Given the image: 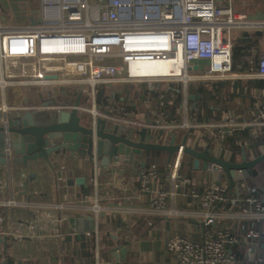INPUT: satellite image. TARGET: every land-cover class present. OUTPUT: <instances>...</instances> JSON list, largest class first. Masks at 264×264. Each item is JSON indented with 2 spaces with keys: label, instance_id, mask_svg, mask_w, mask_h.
<instances>
[{
  "label": "crops",
  "instance_id": "1",
  "mask_svg": "<svg viewBox=\"0 0 264 264\" xmlns=\"http://www.w3.org/2000/svg\"><path fill=\"white\" fill-rule=\"evenodd\" d=\"M216 3L231 7L235 23L227 27L234 36L230 41L233 48H243L242 60H252L249 68L225 78L206 79L196 73L187 85L180 79L159 80L154 86L147 81L121 84L110 89L111 98L118 94L119 100L132 106L135 112L121 115L114 108L98 109L101 116L137 122L138 129L145 127L150 133L163 130L166 143L173 134L179 135V142L182 125L187 121L190 146L199 150L209 147L213 155L231 161L241 159L242 149L248 159L264 153V76L256 70L264 52V0H216ZM109 82L104 83L106 87ZM178 85L179 108L176 112H169L167 107L162 109L166 89L168 92L169 86ZM203 86L206 91L199 94ZM74 88L60 87L56 98L69 102ZM189 94L199 98L188 100ZM195 101L207 105L208 113L202 116L221 120H195L191 116L199 103ZM16 113L19 112L9 116ZM82 116L84 122L91 119L90 113ZM226 123L231 126H222ZM243 132L252 139H243ZM174 160L175 156L168 160L166 152L149 151L133 158L120 157L106 167L99 158L95 163L88 162L87 155L68 146L65 152L53 154L47 167L41 165L46 164L44 161L28 166L15 163V170L10 171L8 164L0 161V214L4 219L0 229L5 231L14 220L18 229L29 232L20 258L22 264H88L97 259L91 257V244L98 249L99 264H178L175 251L167 247L168 242L178 237L201 241L207 211L214 215V229L228 227L244 236L247 229L264 228V221L252 214L251 209L244 210L245 198L264 195V162L255 167L250 179L229 189L231 202H217L208 208L191 197L193 188L218 189L227 181L224 173L206 170L203 161L195 169L194 158L183 154L175 179L179 185L175 188L171 183ZM77 179L84 184H77ZM180 180H188L189 185H181ZM11 195L19 202L13 216L1 204ZM77 217L83 219L79 230ZM91 233L94 237L89 236ZM7 248L10 264H19L20 259L14 258L8 244ZM121 248L126 251L122 253ZM3 250L4 244L0 242V264H4ZM228 252L235 263L227 264H262L264 241L242 240Z\"/></svg>",
  "mask_w": 264,
  "mask_h": 264
},
{
  "label": "built area",
  "instance_id": "2",
  "mask_svg": "<svg viewBox=\"0 0 264 264\" xmlns=\"http://www.w3.org/2000/svg\"><path fill=\"white\" fill-rule=\"evenodd\" d=\"M233 23L235 16L231 7L218 5L216 0H104L103 3L100 0H40L39 16L25 26L9 27L0 19V121L4 126L11 125L13 118L25 111L42 109V99L57 102L47 109L98 113L97 87L116 79L147 81L150 86L159 80L180 79L187 85L196 73L206 79L233 75L236 73L232 70L233 46L227 29ZM138 68L142 72L136 71ZM256 70L264 76V52L259 56ZM73 84L77 85L73 93L81 94L86 106L56 98L60 87ZM13 112L19 113L9 116ZM136 123L133 125L137 126ZM182 131L178 143L189 145L187 121ZM77 137L83 138L87 148L73 146ZM69 146L83 155L94 153L96 148L94 138L81 134L75 135ZM174 156L171 183L176 188L179 185L175 181L176 173L183 154ZM16 159L20 158L8 145L0 152V161L8 164L10 171L15 170L12 165ZM47 164L41 165L47 167ZM206 170L223 175L215 164L208 163ZM180 181L181 185H189L188 180ZM226 182L221 185L219 182L218 189L193 188L191 197L208 208L217 202H231ZM244 202L246 212L251 209L252 214L264 221V195L249 196ZM1 204L13 216L19 202L11 195ZM205 216L201 241L178 237L168 242L167 247L175 251L178 264L235 263L229 248L242 240L262 238L264 241V228L247 229L242 236L228 227L214 229L212 212L207 211ZM3 221L0 214V227ZM6 235L12 255L20 259L24 242L30 238L29 232L18 229L12 220L5 231L0 229L1 244ZM89 247L91 257L97 259L88 264H99L96 245ZM260 262L264 264V253Z\"/></svg>",
  "mask_w": 264,
  "mask_h": 264
},
{
  "label": "water",
  "instance_id": "3",
  "mask_svg": "<svg viewBox=\"0 0 264 264\" xmlns=\"http://www.w3.org/2000/svg\"><path fill=\"white\" fill-rule=\"evenodd\" d=\"M101 3L104 0H100ZM50 78V77H45ZM188 100H195L199 95L189 94ZM81 94L77 95L76 105H79ZM42 109L25 111L23 114L13 118L11 125L4 126L0 121V151L8 145L13 154L24 160L16 159L15 163L23 166L37 164L39 161L50 163L53 154L60 150L66 151L67 147L74 141L77 134L94 138L96 148L94 153L87 155L88 162L95 163L100 159V164L109 166L117 162L120 157L133 158L134 155L145 154L149 151H162L168 154L170 160L176 154L189 155L194 158V168L198 169L203 161L215 164L222 169L229 185L228 189L239 186L244 180L250 179L257 165L264 162V153L248 159L245 149H242L241 159L231 161L213 155L209 147L204 150L178 143L176 134L170 140L164 142L166 132L160 130L158 133H150L148 128L138 129L136 125L117 122L108 119L101 114H91L89 122H84L83 115L78 111L68 113L46 107L56 105L54 100H41ZM77 184L83 185L82 179H77ZM83 219L76 218V228ZM9 237H4V264H10V253L7 248ZM120 250V249H119ZM116 251V250H115ZM114 251V252H115ZM118 251V249H117ZM121 248V252H125Z\"/></svg>",
  "mask_w": 264,
  "mask_h": 264
},
{
  "label": "trees",
  "instance_id": "4",
  "mask_svg": "<svg viewBox=\"0 0 264 264\" xmlns=\"http://www.w3.org/2000/svg\"><path fill=\"white\" fill-rule=\"evenodd\" d=\"M243 48L240 47H234L232 49V70L235 71H240V70H245L247 67L249 68L251 66V62L252 60H242V56H243ZM180 86L178 85L175 88H172V86H169V91L167 92L166 89V93H164L163 99L161 100V102H163L162 104V109L167 107L168 111L170 112H176V110L179 108L180 103H181V93H180ZM199 94L204 93V91H206V87L203 86L201 88H199ZM167 93L169 94V96L167 95ZM152 95V94H151ZM119 95L118 94H114V97L111 98L110 95V90L107 89L106 84H100L97 87V93H96V104L98 109H106V108H114L116 111H118L121 115L122 113H130V112H135L134 108H132V106L130 107L129 105H127V103L121 102L119 100ZM171 102V103H170ZM195 102H199L196 105V110L191 111V116H193V118L195 120L198 121H202L204 119H206L207 121H220L221 119L219 117H211L206 115V116H202V114H207L208 113V108L207 105H203L200 101H195ZM204 107V109H203ZM234 136L237 135V133L233 134ZM179 135L176 134V138L178 139ZM242 138L243 139H252L251 135H247L246 133H242Z\"/></svg>",
  "mask_w": 264,
  "mask_h": 264
},
{
  "label": "rangeland",
  "instance_id": "5",
  "mask_svg": "<svg viewBox=\"0 0 264 264\" xmlns=\"http://www.w3.org/2000/svg\"><path fill=\"white\" fill-rule=\"evenodd\" d=\"M39 4L40 0H0V19L6 26L9 27L25 26L32 18H36L39 16ZM230 37L233 41L234 36H231V34H229V38ZM113 81L114 82L108 81V90L121 87V84L129 86L134 82H139L138 80L132 79H116ZM71 86L75 88L77 87V85L74 84ZM70 99L71 100L69 102H71L72 104H76L77 94H72ZM79 104L86 106V100L84 98H80ZM12 166L15 167V164Z\"/></svg>",
  "mask_w": 264,
  "mask_h": 264
},
{
  "label": "bare ground",
  "instance_id": "6",
  "mask_svg": "<svg viewBox=\"0 0 264 264\" xmlns=\"http://www.w3.org/2000/svg\"><path fill=\"white\" fill-rule=\"evenodd\" d=\"M142 68H138L136 71L138 72H142ZM90 109L91 111L94 110L93 106L90 105ZM73 146L77 149H83V148H87V144L85 143V141H83V138L77 137L76 141L74 142ZM20 159H22L21 157H19ZM24 160V159H23ZM39 164V163H38Z\"/></svg>",
  "mask_w": 264,
  "mask_h": 264
}]
</instances>
